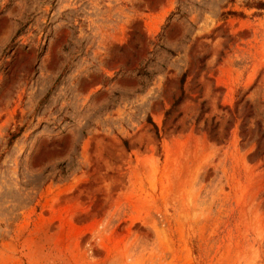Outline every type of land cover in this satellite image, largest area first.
I'll return each mask as SVG.
<instances>
[{
	"label": "rangeland",
	"instance_id": "obj_1",
	"mask_svg": "<svg viewBox=\"0 0 264 264\" xmlns=\"http://www.w3.org/2000/svg\"><path fill=\"white\" fill-rule=\"evenodd\" d=\"M258 1L0 0V264H264Z\"/></svg>",
	"mask_w": 264,
	"mask_h": 264
},
{
	"label": "trees",
	"instance_id": "obj_2",
	"mask_svg": "<svg viewBox=\"0 0 264 264\" xmlns=\"http://www.w3.org/2000/svg\"><path fill=\"white\" fill-rule=\"evenodd\" d=\"M255 7L258 8V9L264 8V1H258V2H256V3H255ZM229 13H234V12H229ZM183 79H184V74L181 76V83H182ZM182 93H183V92L181 91V95H180V97H178V98L173 102L172 107H174L176 104H178V102H179L180 99H181ZM202 103H203V102H201V109H202V106H203ZM172 107H171L170 109H168V110L165 112V114H168V113L172 110ZM247 116H249V114H248ZM153 126H154V128H155V133H156V135H157V129H156V126H155L154 124H153ZM242 126H244V123L242 124ZM215 127H216V125H214L212 128L214 129ZM244 131H245V128L242 129V132H244ZM213 135H214V133H213ZM12 137L14 138V137H15V134H13ZM263 137H264V133H263V132H260V137H259V139H262ZM124 144H125V143H124ZM263 153H264V150H263V151L257 150L256 153H255V157L260 156V155L263 154Z\"/></svg>",
	"mask_w": 264,
	"mask_h": 264
}]
</instances>
